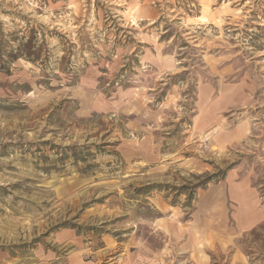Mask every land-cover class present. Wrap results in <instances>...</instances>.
I'll use <instances>...</instances> for the list:
<instances>
[{
	"label": "rangeland",
	"instance_id": "obj_1",
	"mask_svg": "<svg viewBox=\"0 0 264 264\" xmlns=\"http://www.w3.org/2000/svg\"><path fill=\"white\" fill-rule=\"evenodd\" d=\"M0 264H264V0H0Z\"/></svg>",
	"mask_w": 264,
	"mask_h": 264
},
{
	"label": "trees",
	"instance_id": "obj_2",
	"mask_svg": "<svg viewBox=\"0 0 264 264\" xmlns=\"http://www.w3.org/2000/svg\"><path fill=\"white\" fill-rule=\"evenodd\" d=\"M16 56H17V55H16ZM4 67H5V66H4ZM4 67H3V68H4ZM3 68H2V69H3Z\"/></svg>",
	"mask_w": 264,
	"mask_h": 264
}]
</instances>
